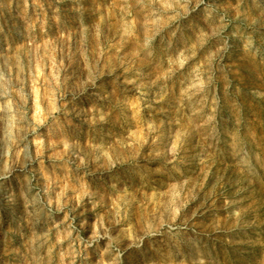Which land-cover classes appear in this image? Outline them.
<instances>
[{
	"label": "rangeland",
	"instance_id": "rangeland-1",
	"mask_svg": "<svg viewBox=\"0 0 264 264\" xmlns=\"http://www.w3.org/2000/svg\"><path fill=\"white\" fill-rule=\"evenodd\" d=\"M0 264H264V0H0Z\"/></svg>",
	"mask_w": 264,
	"mask_h": 264
}]
</instances>
